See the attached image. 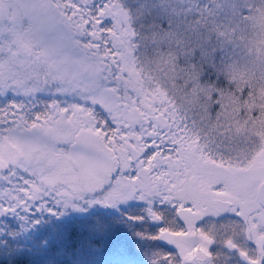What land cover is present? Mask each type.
Wrapping results in <instances>:
<instances>
[{"label": "snow or ice", "instance_id": "1", "mask_svg": "<svg viewBox=\"0 0 264 264\" xmlns=\"http://www.w3.org/2000/svg\"><path fill=\"white\" fill-rule=\"evenodd\" d=\"M0 264H264V0H0Z\"/></svg>", "mask_w": 264, "mask_h": 264}, {"label": "flooded vegetation", "instance_id": "2", "mask_svg": "<svg viewBox=\"0 0 264 264\" xmlns=\"http://www.w3.org/2000/svg\"><path fill=\"white\" fill-rule=\"evenodd\" d=\"M43 95V94H42Z\"/></svg>", "mask_w": 264, "mask_h": 264}]
</instances>
